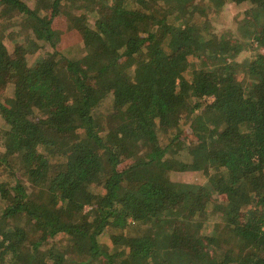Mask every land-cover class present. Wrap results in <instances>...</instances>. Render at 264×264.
I'll use <instances>...</instances> for the list:
<instances>
[{
  "label": "trees",
  "instance_id": "trees-1",
  "mask_svg": "<svg viewBox=\"0 0 264 264\" xmlns=\"http://www.w3.org/2000/svg\"><path fill=\"white\" fill-rule=\"evenodd\" d=\"M260 47L264 0H0V264H264Z\"/></svg>",
  "mask_w": 264,
  "mask_h": 264
},
{
  "label": "rangeland",
  "instance_id": "rangeland-1",
  "mask_svg": "<svg viewBox=\"0 0 264 264\" xmlns=\"http://www.w3.org/2000/svg\"><path fill=\"white\" fill-rule=\"evenodd\" d=\"M246 4L241 5L240 7L238 6H234L231 3L223 6L221 9H219L217 12V16L215 18V23L218 26V28L220 29V27L224 28L226 26H235V31L231 34H228L227 37L231 38L229 41H234L235 42H249L250 36L245 34L244 30L239 29L238 26H240V23H238L239 21L243 20L244 17L242 16V14H240V12H242L243 10H245L247 7ZM236 17L240 18V20L237 22L236 21ZM62 23H72L69 18H64L62 20ZM254 33V32H253ZM81 35L79 33L78 30L76 29H72L70 28L68 31L60 34L58 36V46H64L66 44H72L74 42H77L80 39ZM57 39V38H56ZM258 43L255 42L254 43V47L250 46H243L242 50L240 51V53L237 55V59L238 60H242L245 57L248 56H252L254 54L253 48H256L255 46ZM260 49L264 52V47H260ZM44 53H46L45 51H41L37 57L42 54L44 55ZM18 55L20 56V54L18 53ZM91 82L93 85H95L96 87H100L102 86V79L101 77H94L93 79H91ZM14 86L9 83V82H5V81H0V94L1 96H3L4 101H7L11 106L15 105L14 102ZM10 95V96H9ZM12 95V96H11ZM7 96V97H6ZM214 97L211 96L210 100L213 99ZM116 106H119V103H116ZM186 169L183 172V176L184 179L190 180V181H202L204 178L202 177L203 175L201 174V172L197 169H193L192 167H188V165L184 166ZM210 217L213 219L215 217V214H210ZM115 236V234H113ZM109 236V235H108ZM126 238H124L122 240L125 241Z\"/></svg>",
  "mask_w": 264,
  "mask_h": 264
}]
</instances>
